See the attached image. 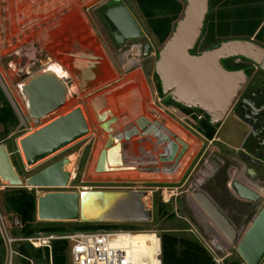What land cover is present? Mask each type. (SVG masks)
<instances>
[{
    "label": "rangeland",
    "instance_id": "obj_1",
    "mask_svg": "<svg viewBox=\"0 0 264 264\" xmlns=\"http://www.w3.org/2000/svg\"><path fill=\"white\" fill-rule=\"evenodd\" d=\"M106 1L0 0V79L13 100L12 104L0 84V113L7 102L16 119V123L4 122L0 117V143L7 146L13 166L23 181L57 162L60 163L65 158L75 156L74 173L71 172L75 179L69 181L68 176L67 188L66 186L25 188L32 191L35 197L37 191L48 194L59 191L80 193L84 192L83 189L87 191L144 190L148 194V206L152 208V220L149 222L109 223L118 225L114 230H124L130 225L136 226L139 230L155 231L160 237L162 234H173L178 238L194 240L200 244L216 264H231L232 262L245 264L236 252L235 246H231L222 238L212 222L194 204L190 193L194 187L193 182L198 179L203 180L200 188L213 198L242 235L264 204V194L260 195L258 201H244L235 197L232 191H228L225 183L229 180L244 182L242 179L244 177V179L258 184L264 192V182H261L264 181V177L253 180L247 174L248 172L245 173L244 166L239 167L229 162H219L218 160H222L221 154H227L223 150L230 148L219 142L211 143L210 140H204L203 144L199 143L203 141L199 137L200 135L197 136V133L165 110L170 107L158 103L154 93L158 90L159 82L154 71V64L157 53L163 48L164 42L159 40L157 32L161 27L157 20L167 15L171 16L169 15L171 7L166 5L167 9L161 8V6L148 9L149 16H147L140 9L137 0H121L131 11L151 43L149 52L145 55L144 51L139 53L136 47L131 49L136 40L130 41L117 50L111 48L107 33L96 16V12L103 8L102 5ZM177 1L183 8L184 1ZM237 5L236 0H219L216 3L210 0V9L195 53L209 49L226 39H250L245 34L236 35L247 24L239 18L237 19L236 11L240 8ZM255 6H257L255 12L257 15L261 12L264 13V5ZM180 15L181 12L177 19L168 25L169 34ZM249 16L253 17L254 13ZM232 17L236 18L232 20ZM86 39L95 44L97 55L103 56L104 54L105 66L107 69L109 68L105 84L91 91L78 88V96L70 101L72 104L64 102V105L57 110L41 118L40 122H34L28 114L24 98L19 91L21 83L45 69L52 62L51 60L54 63L59 62L62 68H69L74 73L76 55L80 52L78 42ZM100 40H104L108 48L110 46L109 56L102 53L105 49L103 50L104 46ZM256 40L264 46V27L260 29ZM136 42L144 45L146 40L142 38ZM75 70L76 74L80 73L79 69L75 68ZM117 86L121 87L113 90L106 100V108L110 112V116L103 114L102 119L97 120L89 105V100ZM75 108L81 110L88 126V133L35 164H26L19 153V139ZM165 121H168L170 127L176 131L183 132L187 129L192 135L197 136L199 147H195V139L187 142L189 148H195L192 155L191 149L188 148L176 160L178 151L174 150L169 153L173 156L170 160H159L157 166L155 159L153 157L150 159L148 155H153V150L157 151L155 146L162 140L155 131L159 130L160 125L163 126ZM225 126L228 127L226 128L228 130H224L220 138L231 147L236 148L242 134L228 120ZM133 127L138 130V133L131 134L130 128ZM194 128L200 132V124H195ZM147 130L151 133H149V142L145 140L142 144L147 150L144 156L139 151L141 145L138 139L141 133ZM171 132L181 138L173 131ZM161 134L166 135V132L163 131ZM168 137L174 141L171 134H168ZM131 145L136 157L149 159L144 160L142 164L149 165L144 167L140 165L141 163L139 165L129 164V168L120 170L121 174H114L115 170L112 167L122 164L121 151L125 158L127 149ZM166 147L167 143L163 142L160 151H157L158 153L153 156L158 159V154L163 152ZM173 153L175 154L173 155ZM229 155L231 156V154ZM96 162L98 168L95 170L92 166ZM206 169H214L216 172L209 175ZM230 169L232 172L230 171L228 175ZM127 170L132 172H121ZM125 176V179H120ZM16 188L20 187H10L6 182L3 183L0 180V213L10 236L29 238L46 235L50 232L42 233L40 230L49 226H62L68 229L60 233L73 232L72 229L79 221L39 220L34 213L33 220L27 227L30 234L29 237H26L21 216L9 211L6 205V190ZM16 218H19V223H16ZM28 244L30 243H19L18 251L21 255H26L25 251L29 249ZM0 250H2V253L0 252V264H2L4 248L1 238ZM13 264H26V261L15 255ZM62 264H71L68 255H65ZM260 264H264V258Z\"/></svg>",
    "mask_w": 264,
    "mask_h": 264
},
{
    "label": "water",
    "instance_id": "obj_2",
    "mask_svg": "<svg viewBox=\"0 0 264 264\" xmlns=\"http://www.w3.org/2000/svg\"><path fill=\"white\" fill-rule=\"evenodd\" d=\"M183 1L181 15L166 38L163 48L158 51L154 71L163 95L184 107L206 111L210 123L215 125L225 120L235 97L245 83L242 71L226 70L220 63L221 59L242 56L258 61L260 55L264 54V48L250 39L233 38L195 53L210 9V0ZM108 6L110 7L105 19L117 40L120 36L128 40L136 39L143 34L121 0H110ZM117 42L121 43L119 40ZM149 46L147 41L145 49ZM83 64L76 61L75 67L83 69ZM0 84L13 104L12 97L1 79ZM120 87L107 90L89 101L97 120L102 119L103 114L110 116L106 108L107 96ZM80 90L83 89L80 87ZM19 91L26 102L29 116L37 122L64 103L66 86L53 74L38 72L30 76V79L19 87ZM87 133L88 126L81 110L75 108L20 138L18 143L26 164L33 165ZM174 140L181 146L177 160L187 150L188 145L177 136H174ZM169 148L170 152H174L176 145L170 143ZM0 180L10 187H60L68 184V175L62 172L57 162L23 181L13 166L7 146L0 143ZM199 180L193 182L191 197L226 237L229 244L235 246L245 264H260L264 258V204L245 232L240 235L225 212L200 188L202 183L198 182ZM229 181L234 191L232 194L238 199L260 200V194L247 184L240 180ZM229 181L226 187L231 191ZM146 194L144 190L81 191L77 197L65 200L58 196L44 197L42 192L37 191L35 215L48 221L149 222L152 220V208L145 200Z\"/></svg>",
    "mask_w": 264,
    "mask_h": 264
},
{
    "label": "flooded vegetation",
    "instance_id": "obj_3",
    "mask_svg": "<svg viewBox=\"0 0 264 264\" xmlns=\"http://www.w3.org/2000/svg\"><path fill=\"white\" fill-rule=\"evenodd\" d=\"M109 1L110 0L104 2V4L102 5L103 8L101 10L99 9V11L96 12V16L98 18V21L101 23L103 29L107 33L111 48L117 50L120 47L128 44L132 40L138 41V39L145 38L146 42L144 45H142L140 42L135 41L132 44L131 49L136 47V49L139 50V53L144 51V54L147 55L151 47V43L144 33L136 39L129 40L120 36L118 37V40L121 43L119 44L117 42L118 40L113 36L109 24L105 19V14L110 7L108 6ZM110 26L112 27V25ZM93 30L95 31L94 28ZM249 38L250 40L254 41L255 43L259 44L261 47L264 48V46L256 40V34H253ZM147 41L149 42L150 46L147 49L143 50ZM100 42L102 46H104V49L106 48V51H109V49H111L110 46L108 48L104 40H100ZM220 63L226 70L242 71L243 75L245 76V83L243 84L242 88L235 97L225 120L222 122L213 125L210 123V117L206 111L192 107H184L176 103L171 98L165 95H160L158 90H156L155 92L157 95L159 94L158 96L163 99L165 104L177 108L180 112L186 113L187 115H189V118L192 122H194L195 124H200L202 126V133H199L203 134L204 140H210L211 143L213 141L219 142L220 144L230 148L228 150H223L227 154L222 153V160H218L219 162H229L234 165H238L239 167L244 166L245 173L248 172L247 174L250 176V178L256 180V178H261L262 176L264 177V54L260 55L258 61L248 59L242 56H231L221 59ZM94 89L95 88L89 89L88 91ZM227 120L230 121L232 125L236 127L242 134L240 143L236 148L229 146L220 138V136H222L223 134V131L228 130L226 129L228 127L225 126ZM210 132L211 135H209ZM229 154H231V156ZM231 170L232 169L229 170L228 175ZM218 171L219 170L217 169V173ZM207 172L210 175L216 171L214 169H210L207 170ZM242 179L244 180V183L247 184L250 188L258 192L259 194H264L263 190L258 186V184L256 185L254 182L244 179V177Z\"/></svg>",
    "mask_w": 264,
    "mask_h": 264
},
{
    "label": "trees",
    "instance_id": "obj_4",
    "mask_svg": "<svg viewBox=\"0 0 264 264\" xmlns=\"http://www.w3.org/2000/svg\"><path fill=\"white\" fill-rule=\"evenodd\" d=\"M219 0H211V2H218ZM238 2V13L237 19L239 18L241 21H244L245 24L243 28H241L236 35L245 34L247 36H252L253 34L258 35L260 30L255 33L257 26L260 24L264 13H259L258 15L255 13L257 10V6L264 0H236ZM256 4H253V3ZM140 9L147 14L148 9H154L161 6V8H166V5L171 7L169 15L162 18H159L157 21L159 22V26L161 27L160 31L157 32L159 34L160 42H164V40L168 37L170 29L168 25L170 22L175 21L182 10L181 4L177 0H137ZM264 5V4H262ZM244 7V8H242ZM253 12L254 16H249L250 13ZM149 16V14H147ZM257 17L260 19H257ZM236 17H232L234 20ZM252 18V20H251ZM249 24V25H248ZM256 24V26H255ZM167 25V27H166ZM195 52V51H194ZM158 91L160 95H163L161 92L160 85L158 86ZM184 109V108H183ZM0 117L2 120L15 122L16 119L14 117V112L12 108L5 103L4 107L1 109ZM200 129L202 130V126L200 125ZM211 135V132L209 133ZM6 205L9 211L21 216L22 222L24 223L23 230L26 234V237H29L30 230H27L29 223L33 220V215L35 213V205H36V197L32 191H28L25 188H16L12 190H6ZM116 224L109 223H84L77 222L72 231H82V230H114L117 229ZM68 230L62 226H49L47 228H43L40 232H63ZM124 230H139L136 226H127ZM148 230V229H145ZM144 232H136L135 234H140ZM161 264H216L213 262L212 258L207 254L205 249L195 242L194 240L186 239V238H178L173 234H162L161 237ZM67 246V242L64 240H55L52 245V258L54 264H62L65 260V248ZM29 249L25 251L27 258L34 260L35 262H42L46 259L48 250L46 247L43 248H34L32 245L28 244ZM2 253V250H0ZM26 261V260H25ZM231 264H238V262H232Z\"/></svg>",
    "mask_w": 264,
    "mask_h": 264
},
{
    "label": "built area",
    "instance_id": "obj_5",
    "mask_svg": "<svg viewBox=\"0 0 264 264\" xmlns=\"http://www.w3.org/2000/svg\"><path fill=\"white\" fill-rule=\"evenodd\" d=\"M154 94L159 104L170 107V109L165 108L169 114L201 136V133L194 128L195 123L190 120L189 115L165 104L161 97H157L156 92ZM136 232H144L151 236V239L147 240L150 243L147 245L148 253L143 252V248L132 242ZM0 238L4 248L2 264H13L15 255L26 260V264H54L52 245L55 240L67 242L65 255L70 257L71 264H161V239L155 231L151 230H82L15 238L8 234L4 218L0 213ZM21 242H28L34 248L46 247L48 250L46 259L42 262H34L21 255L18 251Z\"/></svg>",
    "mask_w": 264,
    "mask_h": 264
},
{
    "label": "crops",
    "instance_id": "obj_6",
    "mask_svg": "<svg viewBox=\"0 0 264 264\" xmlns=\"http://www.w3.org/2000/svg\"><path fill=\"white\" fill-rule=\"evenodd\" d=\"M253 4H256V3L254 2ZM261 4H264V2H262ZM257 19H260V17L259 18L257 17ZM262 27H264V16L262 17L261 23L257 26L256 32H258ZM78 45H79V49H80L79 51L80 52L77 53V55H79V54H81V55L80 56L76 55L77 58L75 59V63H76V61L83 62L84 63L83 64V69L77 68V69H79L80 73L76 74L75 73L76 72V70H75L76 67L73 68L74 69V73L71 72V70L69 68L66 69L65 67H63L64 69H66L67 73L71 76L70 78H71L72 82L74 83L77 96H78V90L77 89L80 88V87L83 88V89H93V88L97 89L101 85L105 84V78L107 77V70L109 69V68L107 69V66H105L104 54H103V56L102 55L101 56L97 55L98 52L96 50V46H95V44H92V41H89V40L87 41V39H86V40H82V42H81L79 40ZM103 50H104V48H103ZM48 53H50V52L48 51ZM102 53H105V54H107V56H109L108 50L106 51V49ZM49 55L52 56V54H49ZM110 59L112 60L111 57H110ZM51 61L52 62H50V63H54L53 60H51ZM75 63H74V65H75ZM56 64H58L60 67L62 66L59 62H57ZM132 82H135V81H132ZM127 123H130V122H127ZM159 128L160 129L155 131V132L158 135L161 136L160 138H161L162 141H159L160 143L158 142L156 144L155 147H157V149H155V150L160 151L163 142L167 143V147L163 149L164 150L163 152L158 154L159 157L157 155L158 159H156L155 156H153L154 154L158 153L157 151L153 150V155L152 154L148 155V157H150V159H152V157H153V159H155V164H157V166L159 164V160L168 161V160H170L173 157L172 155L169 154L170 153V148H169L170 143L173 142L176 145V149H175L176 151H178L179 148L181 147L179 144L176 143L175 140L173 141L170 137H168V134H171V136L174 139L175 135L171 131H173L174 133L179 135L182 139H184L186 141V142L184 141L185 143L193 141L195 139L196 140V143H195L196 146L195 147H197V146L199 147V143L203 144V142H204L203 134H201V136L197 135L203 140L202 142L201 141L199 142V140L196 138L197 136L192 135L191 132L188 131L187 129H185V130H183V132H181V131H176L173 128H171L170 125L168 124V121L167 122L165 121L164 125L163 126L160 125ZM130 131H131V134L138 133V130H136V128H134V127L130 128ZM163 131L166 132V135L165 134H161V133H163ZM200 132L202 133L201 129H200ZM149 133H151V132H149V130L142 132L140 138L138 139V142L141 145L139 147V151L142 152V155H144L145 152H147V150H145V147H143L142 144H143V142H145V140L147 142H149V137H150ZM127 136H129V135H127ZM239 143H240V141H239ZM129 144H131V143H129ZM187 145H188V148H189V144L188 143H187ZM228 145L231 146L230 144H228ZM128 148L129 149H127V152L125 154V158H124L123 152L121 151V153H120L121 156H122V158H121L122 164L119 165V166H113L112 167V169L115 170L114 174H118L120 172V170H123L125 168H129L130 167L129 164L139 165L141 163L140 165L142 166L143 165L142 163H144V160H149L148 158L147 159H141V158L139 159V157H136V155L133 153L132 145L130 147H128ZM189 149H191L190 153L192 155L194 150H195V148L190 147ZM174 154L175 153H173V155ZM96 165H98L97 162L95 163L94 166H92V167H94L93 169H95V170L98 168ZM146 165H149V164H145L143 166L146 167ZM152 170H155V168H152ZM121 172L123 173V172H132V171L127 170V171H121ZM119 174H121V173H119ZM125 178H126V176L123 177V178H120V179H125Z\"/></svg>",
    "mask_w": 264,
    "mask_h": 264
},
{
    "label": "bare ground",
    "instance_id": "obj_7",
    "mask_svg": "<svg viewBox=\"0 0 264 264\" xmlns=\"http://www.w3.org/2000/svg\"><path fill=\"white\" fill-rule=\"evenodd\" d=\"M95 29V28H94ZM106 49V48H105ZM40 73H48V74H53L56 78L60 79L66 86V93H65V98H64V102H70L71 100L75 99V96L77 97L76 94V90H75V86L74 83L71 80V76L67 73L66 69L60 67L58 64L56 63H49L48 66L43 69ZM30 79V77H28L25 81H23L21 83L24 84L26 83L28 80ZM25 106L26 102L24 100ZM71 103V102H70ZM68 104V103H67ZM72 104V103H71ZM64 105V104H62ZM61 105V106H62ZM67 106V105H66ZM64 107V106H63ZM57 110V109H56ZM41 120V119H40ZM40 122V121H39ZM19 153L20 155L23 157L21 149H19ZM24 159V157H23ZM75 156L69 157V158H65L63 159L59 164H60V168L62 170V172L66 173L69 176V181L70 180H74L75 177L72 175V173H74V162H75ZM72 172V173H71ZM3 183H5V181L1 180ZM198 182L203 183V180H199ZM231 182L229 183L230 186V190L232 191V193L234 194V191L232 190V186H231ZM67 188V186H66ZM84 191H87L86 189H83ZM258 193V192H257ZM79 193H72V192H52V193H48V194H43L44 197H49V196H58L60 199H65V200H70L71 198H75L78 196ZM259 194V193H258ZM262 195V194H260ZM191 197V196H190ZM192 198V197H191ZM148 194H146L145 200L148 202ZM191 200L194 201V204H196L199 208L200 206L197 204V202L192 198ZM244 201H248L247 199H241ZM201 209V208H200ZM201 211L205 214V212L201 209ZM206 215V214H205ZM207 216V215H206ZM208 218V217H207ZM39 220H41L40 218H38ZM209 219V218H208ZM210 220V219H209ZM211 221V220H210ZM212 222V221H211ZM16 223H19V218H16ZM212 224L214 225V227L216 228V230L219 232V234L222 236V238H224L226 240V242L229 244L228 240L226 239V237L218 230V228L215 226V224L212 222ZM124 239V238H123ZM148 239H151V236L146 234V233H140V234H134L133 237V243L135 245L140 246L141 248H143V252L148 253L149 252V247L147 245H150V243L147 241Z\"/></svg>",
    "mask_w": 264,
    "mask_h": 264
}]
</instances>
